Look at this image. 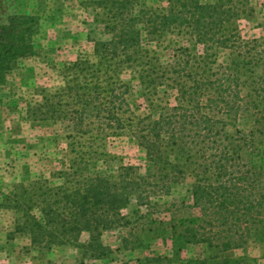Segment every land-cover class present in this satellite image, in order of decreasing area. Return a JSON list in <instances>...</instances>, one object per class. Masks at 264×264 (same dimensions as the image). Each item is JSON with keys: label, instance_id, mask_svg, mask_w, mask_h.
I'll return each mask as SVG.
<instances>
[{"label": "trees", "instance_id": "16d2710c", "mask_svg": "<svg viewBox=\"0 0 264 264\" xmlns=\"http://www.w3.org/2000/svg\"><path fill=\"white\" fill-rule=\"evenodd\" d=\"M89 5L105 37H88L94 61L81 55L64 65L63 87L44 93L28 111V120L66 125L74 158L55 174L60 184L42 177L2 195L0 208L17 214L14 234L48 251L77 246L87 233L84 249L103 259L110 253L100 240L104 232L129 230L130 217L150 219L165 210L168 221H150L169 232L175 258L188 246L204 245L212 255L196 264H256L249 257L220 259L251 244L264 247V169L243 160L244 152L259 148L255 131L228 130L250 113L241 94L242 72L255 75L261 68L253 80L263 92L264 24L260 39L242 41L238 30L256 7L250 0H166L162 7L144 0H90ZM41 30L38 15H14L0 25V86L19 60L35 55ZM173 38L192 42L193 49ZM220 50L231 52L228 64L217 65ZM126 69L136 72L145 102L141 114L128 101L130 86L120 80ZM168 92L175 93L173 105L164 99ZM126 134L144 150L147 172L121 165L115 177L92 173L91 162L107 155L103 143ZM187 177L193 183L192 204H181L186 217H178L175 204L162 208L153 202ZM132 200L138 209L124 213ZM122 243L129 247L126 238ZM164 260L157 256L153 262Z\"/></svg>", "mask_w": 264, "mask_h": 264}, {"label": "rangeland", "instance_id": "374dc122", "mask_svg": "<svg viewBox=\"0 0 264 264\" xmlns=\"http://www.w3.org/2000/svg\"><path fill=\"white\" fill-rule=\"evenodd\" d=\"M150 7H162L166 0H144ZM212 3L215 0H199ZM90 0H0V25L14 15H38L41 19V34L35 38V55L21 59L6 77V83L0 86V203L13 185L27 184L39 178H45L58 185L60 180L55 174L68 168L74 158L70 153L66 135V125L51 121L28 120V111L40 104L44 93L53 94L63 87L61 71L64 65L73 63L79 56L94 61L92 43L88 37L104 39L102 27L93 21L95 11L89 5ZM257 9L253 18L238 22L240 40L250 41L263 38L264 0H250ZM91 33V34H90ZM173 42L192 48V42L173 38ZM196 52L201 47L196 46ZM232 54L229 50L217 53V65L228 64ZM255 75L242 72L240 78L244 85L241 94L249 106L250 113L237 120L233 126L245 131H255L258 150L244 152L243 160L254 163L264 169V84L263 92L255 85L254 77L262 74L257 68ZM121 82L131 88L128 101L137 110L144 112L145 102L138 84L136 72L126 69L120 76ZM174 92H168L164 98L174 104ZM257 105H260L259 107ZM100 143V142H99ZM102 144V142H101ZM100 145V144H99ZM107 155L98 161H92V173L115 177L121 165L138 168L144 175L150 168L145 152L128 135L112 137L103 143ZM192 178H185L175 184L167 196L154 199L162 208L175 204L178 217H186L183 205H191ZM138 209L134 200L124 213ZM141 215L146 211L140 209ZM193 212L198 213L197 210ZM140 215V214H139ZM17 214L0 208V264H157V256L167 257L159 264H196L207 259L212 252L204 245L188 246L178 258L172 254L170 234L154 220L168 221L170 216L163 210L149 218L130 217L129 230L115 229L104 232L101 242L109 248L106 258L95 259L85 250L89 235L83 233L77 246L56 247L48 251L37 250L30 246L27 237L14 234ZM137 219V220H135ZM131 231V232H130ZM131 233V234H130ZM130 234V235H129ZM128 241L123 247L122 239ZM134 246V248H133ZM87 253L84 255V253ZM243 257L255 259L256 264H264V247L249 245L245 250L228 251L220 259L236 260Z\"/></svg>", "mask_w": 264, "mask_h": 264}]
</instances>
